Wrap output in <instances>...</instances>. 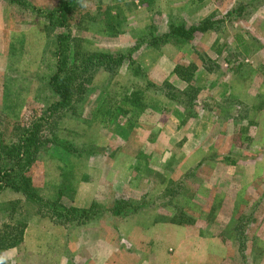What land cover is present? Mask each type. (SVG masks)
<instances>
[{
  "label": "rangeland",
  "instance_id": "374dc122",
  "mask_svg": "<svg viewBox=\"0 0 264 264\" xmlns=\"http://www.w3.org/2000/svg\"><path fill=\"white\" fill-rule=\"evenodd\" d=\"M206 18L216 29L168 36ZM68 29L70 65L82 49L123 60L74 66L63 108L47 86L63 29L0 0V137L35 133L18 178L78 217L3 188L0 235L25 226L0 264H264V0H84ZM136 89L142 110L123 101Z\"/></svg>",
  "mask_w": 264,
  "mask_h": 264
},
{
  "label": "trees",
  "instance_id": "16d2710c",
  "mask_svg": "<svg viewBox=\"0 0 264 264\" xmlns=\"http://www.w3.org/2000/svg\"><path fill=\"white\" fill-rule=\"evenodd\" d=\"M202 1V0H198ZM10 3H18L22 8L29 9L34 13L42 14L47 22L54 28H62V31H57L56 45H55V63L50 76L48 77L47 86L50 91L57 97V104L63 108H69L72 104L74 97V80L76 76V70L78 69L88 70L93 64L96 67L100 66L105 70H113L114 67L121 63L123 60V53H110V52H96L82 49L76 50L75 62L78 65H70L67 59V47L71 39L69 37L70 30L69 24L72 21L75 12L82 5L84 0H59L58 3L47 9H42L31 5L28 0H8ZM65 29V31H64ZM168 36L176 38L177 40H191L196 36L198 32H205L207 30L216 29L210 22L209 18L203 19L192 25H187L185 22H175L170 20L168 24ZM111 30V28H108ZM67 56V57H66ZM201 63L206 64L209 60L208 57L202 55L200 57ZM205 66V65H204ZM185 68L181 65L175 67V72L181 78H187L191 75L189 68ZM189 72V73H188ZM142 91L139 89L125 92L123 101L129 105V107H135L142 110L143 100ZM111 110H108L111 115ZM123 114H126L128 110H122ZM35 133L33 131L26 132L21 139H19L18 146H9L2 141L0 137V190L5 187L13 188L14 190H21L26 197L36 201L38 204H47L48 210H51L53 214L60 215L61 223L64 221H71L78 219L76 209H62L58 205V196L54 200L43 201L42 198L38 197L34 189L30 184L29 178L24 172L21 173L18 178V169H21V165L29 164L32 159L34 152L37 151V145L35 144ZM29 160H28V159ZM9 162V163H7ZM4 164V165H3ZM84 214V212H82ZM25 224L22 222H16L13 227L18 229L16 232L7 234L3 233L0 235V251L3 249L14 247L19 243L22 238V233ZM239 242L243 246L244 235L243 231L240 230Z\"/></svg>",
  "mask_w": 264,
  "mask_h": 264
},
{
  "label": "crops",
  "instance_id": "0c3cea01",
  "mask_svg": "<svg viewBox=\"0 0 264 264\" xmlns=\"http://www.w3.org/2000/svg\"><path fill=\"white\" fill-rule=\"evenodd\" d=\"M104 252V250L100 251L99 254L101 255Z\"/></svg>",
  "mask_w": 264,
  "mask_h": 264
}]
</instances>
